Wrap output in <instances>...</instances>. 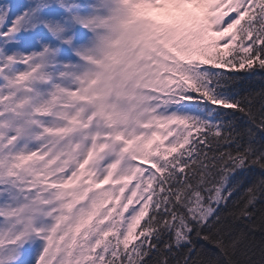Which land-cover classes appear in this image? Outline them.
Listing matches in <instances>:
<instances>
[{
  "label": "snow or ice",
  "instance_id": "snow-or-ice-1",
  "mask_svg": "<svg viewBox=\"0 0 264 264\" xmlns=\"http://www.w3.org/2000/svg\"><path fill=\"white\" fill-rule=\"evenodd\" d=\"M0 264H264V0L0 3Z\"/></svg>",
  "mask_w": 264,
  "mask_h": 264
},
{
  "label": "trees",
  "instance_id": "trees-1",
  "mask_svg": "<svg viewBox=\"0 0 264 264\" xmlns=\"http://www.w3.org/2000/svg\"><path fill=\"white\" fill-rule=\"evenodd\" d=\"M190 50H192V51H194V55H195V48L194 47H192ZM239 193H237V195H238Z\"/></svg>",
  "mask_w": 264,
  "mask_h": 264
},
{
  "label": "rangeland",
  "instance_id": "rangeland-1",
  "mask_svg": "<svg viewBox=\"0 0 264 264\" xmlns=\"http://www.w3.org/2000/svg\"><path fill=\"white\" fill-rule=\"evenodd\" d=\"M6 2V0H0V3ZM184 113V112H183Z\"/></svg>",
  "mask_w": 264,
  "mask_h": 264
}]
</instances>
